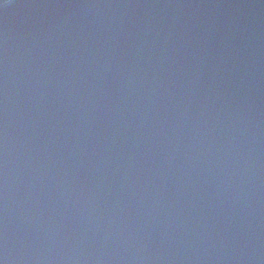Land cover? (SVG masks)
I'll use <instances>...</instances> for the list:
<instances>
[{"label":"water","instance_id":"1","mask_svg":"<svg viewBox=\"0 0 264 264\" xmlns=\"http://www.w3.org/2000/svg\"><path fill=\"white\" fill-rule=\"evenodd\" d=\"M0 261L264 264V0L0 4Z\"/></svg>","mask_w":264,"mask_h":264},{"label":"snow or ice","instance_id":"2","mask_svg":"<svg viewBox=\"0 0 264 264\" xmlns=\"http://www.w3.org/2000/svg\"><path fill=\"white\" fill-rule=\"evenodd\" d=\"M4 2V0H0V4H2ZM0 264H2V261H0Z\"/></svg>","mask_w":264,"mask_h":264},{"label":"clouds","instance_id":"3","mask_svg":"<svg viewBox=\"0 0 264 264\" xmlns=\"http://www.w3.org/2000/svg\"><path fill=\"white\" fill-rule=\"evenodd\" d=\"M2 264H4V262L2 261Z\"/></svg>","mask_w":264,"mask_h":264},{"label":"trees","instance_id":"4","mask_svg":"<svg viewBox=\"0 0 264 264\" xmlns=\"http://www.w3.org/2000/svg\"><path fill=\"white\" fill-rule=\"evenodd\" d=\"M6 0H4V2H5Z\"/></svg>","mask_w":264,"mask_h":264}]
</instances>
